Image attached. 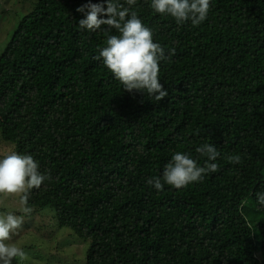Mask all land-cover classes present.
I'll return each mask as SVG.
<instances>
[{"label":"trees","instance_id":"obj_1","mask_svg":"<svg viewBox=\"0 0 264 264\" xmlns=\"http://www.w3.org/2000/svg\"><path fill=\"white\" fill-rule=\"evenodd\" d=\"M28 2L0 54V138L51 175L31 214L51 211L88 241L85 264H264V0H210L199 26L137 0L154 42L176 50L160 62L159 102L95 59L118 33L79 28L89 0ZM203 143L220 153L217 172L182 189L146 183L175 152L202 166Z\"/></svg>","mask_w":264,"mask_h":264},{"label":"clouds","instance_id":"obj_2","mask_svg":"<svg viewBox=\"0 0 264 264\" xmlns=\"http://www.w3.org/2000/svg\"><path fill=\"white\" fill-rule=\"evenodd\" d=\"M125 4L128 7H125ZM137 0H101L100 3H88L76 9L84 18L78 22L81 30L96 32L102 26L107 31L118 34L108 35L106 46L99 50L97 60L130 94H147L156 102L164 99L168 92L160 83V62L169 60L176 50L170 49L166 55L161 44L154 42L153 30L132 10ZM106 5V6H105ZM150 7L162 16H171L178 25L191 22L193 26L203 23L210 11V0H151ZM106 17V18H105ZM200 157H206L201 166L190 154L175 152L164 166L162 176L150 177L146 183L157 191H163L167 184L175 189L186 188L196 182H202L208 174L215 173L219 166L214 161L220 153L213 143H203L196 147ZM228 161L241 163L240 155H229ZM51 175L39 171V162L30 154L11 152L0 158V204L8 197L19 199L24 215H31L33 208L28 206L33 189H39ZM257 202L264 205V191L257 192ZM24 215L7 213L0 215V264H23L28 254L17 243L11 242L24 224Z\"/></svg>","mask_w":264,"mask_h":264},{"label":"rangeland","instance_id":"obj_3","mask_svg":"<svg viewBox=\"0 0 264 264\" xmlns=\"http://www.w3.org/2000/svg\"><path fill=\"white\" fill-rule=\"evenodd\" d=\"M29 6L28 0H0V54L4 48L5 34L12 28L14 9L21 7L22 13V7ZM8 34L10 36L12 32ZM11 152H13L11 145L0 138V158ZM19 207L18 198L11 196L0 204L1 209L12 211L13 214ZM73 237L71 231L66 228L60 229L55 224L51 211H44L24 215V224L11 242L17 243L28 254L29 259L23 264H85L89 243ZM14 261L17 264L15 259Z\"/></svg>","mask_w":264,"mask_h":264}]
</instances>
